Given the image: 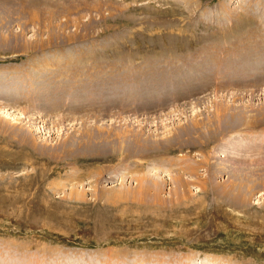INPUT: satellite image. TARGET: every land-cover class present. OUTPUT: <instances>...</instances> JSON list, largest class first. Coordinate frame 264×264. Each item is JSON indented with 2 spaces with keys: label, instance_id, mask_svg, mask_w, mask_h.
Instances as JSON below:
<instances>
[{
  "label": "rangeland",
  "instance_id": "rangeland-1",
  "mask_svg": "<svg viewBox=\"0 0 264 264\" xmlns=\"http://www.w3.org/2000/svg\"><path fill=\"white\" fill-rule=\"evenodd\" d=\"M230 45L264 0H0V264H264V71L197 73Z\"/></svg>",
  "mask_w": 264,
  "mask_h": 264
},
{
  "label": "bare ground",
  "instance_id": "bare-ground-1",
  "mask_svg": "<svg viewBox=\"0 0 264 264\" xmlns=\"http://www.w3.org/2000/svg\"><path fill=\"white\" fill-rule=\"evenodd\" d=\"M244 12V11H243ZM247 13V14H246ZM244 14L245 15H247L248 16V18H243L242 16H241V18H243L242 19V21H244V22H250L251 24H252V22H253V20H255V18H258V16H255V17H252V16H254L255 14H252V13H250V12H244ZM250 17H252V19L250 18ZM241 21V22H242ZM261 22V21H260ZM236 26H238V25H236ZM225 36H226V34H225ZM226 38V37H225ZM224 38V39H225ZM210 47V46H209ZM238 47H240L239 45L237 46V45H233V47L230 45L229 46V49L227 50L226 49V51H225V53H223L224 55L223 56H220L219 54V59L216 61V63H215V61L213 60V56H212V54L210 53L209 55H206L205 56V60H202V61H200L199 62V68H198V71H197V73L198 72H200L201 70H203L204 68H210V70H211V72H219L222 68H224L222 71H227V65L228 64H230V63H235V62H237L240 66L238 67V68H236V67H234V65H232V68H231V71L232 72H235L234 70H238V69H240L241 67H243V69L244 68H246V69H244L245 71H246V73L248 74V76L247 75H245L246 76V78L248 77V79L249 78H253V75L251 76L250 75V73H253V74H255L254 76H256V74H258V73H260V72H263L264 70H261V71H259V69H264V54H257V55H254L253 53H251V52H249V51H246V50H244L243 48H244V46H242L241 48H239L238 49ZM229 50H231V51H229ZM221 54V53H220ZM217 56V55H216ZM217 58V57H216ZM215 63V64H214ZM197 73H193L192 74V76H197ZM245 73V72H244ZM245 73V74H246ZM249 75L251 76V77H249ZM258 76L260 77L261 76V73L260 74H258ZM257 77V76H256ZM255 77V78H256ZM245 78V77H244ZM254 78V79H255ZM259 79H261V78H259ZM244 80V79H243ZM253 80V79H252ZM258 80V79H257ZM256 79H255V81H257ZM248 81V80H247ZM254 81V80H253ZM252 81V82H253ZM260 81V80H259ZM263 81H264V79H263ZM262 82V81H261ZM253 84H254V82H253ZM264 122V121H263ZM228 123V121H223V132H224V129L227 127V126H225L226 124ZM237 123V121L235 122V123H233V124H235V127H237L238 126V124H236ZM208 134H210V133H208ZM217 135V133L215 132V133H213V134H211L212 136H214V135ZM227 140V139H226ZM229 140V139H228ZM227 140V141H228ZM261 140V139H260ZM209 141V140H208ZM226 141V142H227ZM264 142V141H263ZM218 143V142H217ZM229 144V143H228ZM239 147H241L240 145H239V143L238 142H236V141H233V140H230V148L233 150L234 148H239ZM244 149H246V147L244 148ZM247 150V149H246ZM152 166V165H151ZM146 168V167H145ZM143 169L144 170V172H146V173H149V174H146V173H144V174H142L140 177H138V179H137V182H136V185H138L139 187H140V185L142 184V185H144L145 183H146V185H147V188H149V187H154V189L155 188H157L158 186H159V178H161V177H163V176H165L164 174H161L162 173V171L159 169V164H157L156 165V167H154V168H156V169H151V170H147L146 171V169ZM160 170V171H159ZM152 173V174H151ZM173 179V178H172ZM150 183V184H149ZM147 188H145L144 187V189H147ZM139 192H140V190H139Z\"/></svg>",
  "mask_w": 264,
  "mask_h": 264
}]
</instances>
